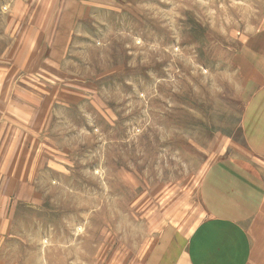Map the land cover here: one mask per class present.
I'll list each match as a JSON object with an SVG mask.
<instances>
[{
    "label": "rangeland",
    "instance_id": "rangeland-1",
    "mask_svg": "<svg viewBox=\"0 0 264 264\" xmlns=\"http://www.w3.org/2000/svg\"><path fill=\"white\" fill-rule=\"evenodd\" d=\"M4 2L23 52L2 68L0 264H164L220 224L200 193L216 162L264 180L241 71L264 0ZM250 220L248 264H264V204Z\"/></svg>",
    "mask_w": 264,
    "mask_h": 264
},
{
    "label": "crops",
    "instance_id": "crops-1",
    "mask_svg": "<svg viewBox=\"0 0 264 264\" xmlns=\"http://www.w3.org/2000/svg\"><path fill=\"white\" fill-rule=\"evenodd\" d=\"M4 1L7 2V0ZM4 1L0 0V19H6L4 31H0V41L4 42L3 48L0 49V91L8 88L2 97L3 103H6V95L9 87H12V83L5 84L3 78L11 72L4 74L10 69L3 70L2 68L11 66L12 57H15L14 64L18 66L16 58L21 56L23 50L16 53L13 51L17 33L8 23L9 12H3L2 2ZM255 41L256 43L250 45V53L252 54L250 62L245 60L248 64L243 65L244 72L241 69L245 83L249 89L250 87L252 89V94L248 100L249 107L244 113L243 119L248 143L251 144V148L258 159L264 160V36L260 40L255 38ZM9 50L10 53H7ZM31 60H33L32 57L28 61L20 59V68L26 70L27 66L32 63ZM18 71L17 67L13 72ZM9 112H6L3 107L0 110V118L9 117V115L6 116L7 113L14 114L12 111ZM224 167L226 173L224 177H215L212 173L214 171L211 170L210 176L207 177L206 181L204 180L200 192L206 218L219 217L221 219L220 224L217 225L215 221L211 225L197 226L196 233L192 234L187 244H185L184 239L182 248L178 250V256L173 255L171 258L169 256L164 264L249 263L247 257L250 253L249 248L254 247V238L251 239L247 232L254 228L248 229L247 227L254 226L252 225L254 221L251 223L250 219L259 215L260 207L264 204V186L262 185L264 180L245 161L227 159L224 162H216L215 167L213 166L216 173L218 170H223ZM221 174L223 173L221 172ZM239 190H246L248 193L247 196L243 197L248 201V210L244 211V207L235 202L237 199L235 193ZM253 205H255L254 208H252ZM248 223L251 224L247 226Z\"/></svg>",
    "mask_w": 264,
    "mask_h": 264
},
{
    "label": "bare ground",
    "instance_id": "bare-ground-1",
    "mask_svg": "<svg viewBox=\"0 0 264 264\" xmlns=\"http://www.w3.org/2000/svg\"><path fill=\"white\" fill-rule=\"evenodd\" d=\"M171 241V240H170ZM151 250V249H150Z\"/></svg>",
    "mask_w": 264,
    "mask_h": 264
}]
</instances>
